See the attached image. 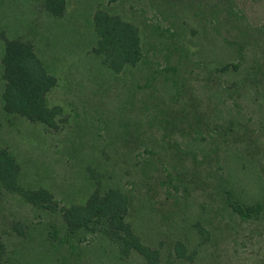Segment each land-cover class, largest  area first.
Returning a JSON list of instances; mask_svg holds the SVG:
<instances>
[{"label":"rangeland","instance_id":"rangeland-1","mask_svg":"<svg viewBox=\"0 0 264 264\" xmlns=\"http://www.w3.org/2000/svg\"><path fill=\"white\" fill-rule=\"evenodd\" d=\"M138 27L142 59L114 72L96 53L98 12ZM33 45L56 86L57 129L4 110L6 40ZM0 150L27 204L0 182V264H264V0H0ZM129 200L127 222L154 258L129 254L63 214L96 192ZM185 249L178 254V247Z\"/></svg>","mask_w":264,"mask_h":264},{"label":"trees","instance_id":"trees-1","mask_svg":"<svg viewBox=\"0 0 264 264\" xmlns=\"http://www.w3.org/2000/svg\"><path fill=\"white\" fill-rule=\"evenodd\" d=\"M44 8L54 17L64 16L67 0H42ZM95 28L99 37L96 53L103 63L119 73L125 68L138 65L142 59L141 38L138 27L117 16L98 12ZM4 110L8 115L22 117L47 129H57L61 120V107L51 108L47 96L56 86L57 80L51 75L35 52L33 45L22 40H6L2 58ZM19 167L13 157L0 150V182L6 187L17 189L27 204L42 209L51 208L53 196L45 190L28 191L18 188ZM128 197L121 191L111 189L96 191L85 205L73 206L66 210L63 218L71 233L78 230L94 232L99 230L102 237L115 244L123 254L132 251L151 261L154 254L145 247L127 222ZM233 209L246 219L259 216L264 210L263 203L233 204ZM3 242L0 234V257ZM185 254L184 247L177 249Z\"/></svg>","mask_w":264,"mask_h":264}]
</instances>
